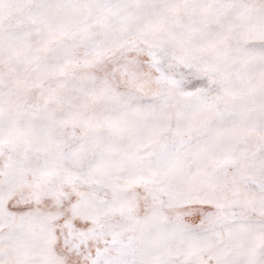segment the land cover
<instances>
[{"label": "snow or ice", "instance_id": "1", "mask_svg": "<svg viewBox=\"0 0 264 264\" xmlns=\"http://www.w3.org/2000/svg\"><path fill=\"white\" fill-rule=\"evenodd\" d=\"M0 264H264V0H0Z\"/></svg>", "mask_w": 264, "mask_h": 264}]
</instances>
